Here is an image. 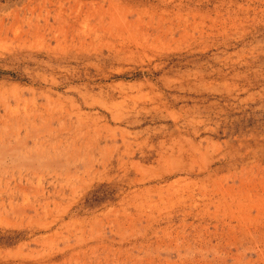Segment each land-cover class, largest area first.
I'll use <instances>...</instances> for the list:
<instances>
[{"label": "rangeland", "instance_id": "rangeland-1", "mask_svg": "<svg viewBox=\"0 0 264 264\" xmlns=\"http://www.w3.org/2000/svg\"><path fill=\"white\" fill-rule=\"evenodd\" d=\"M0 264H264V0H0Z\"/></svg>", "mask_w": 264, "mask_h": 264}]
</instances>
